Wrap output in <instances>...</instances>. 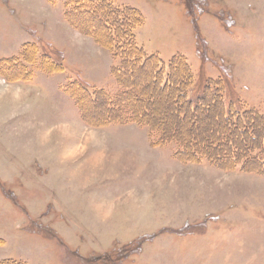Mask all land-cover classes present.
<instances>
[{
	"label": "rangeland",
	"instance_id": "rangeland-1",
	"mask_svg": "<svg viewBox=\"0 0 264 264\" xmlns=\"http://www.w3.org/2000/svg\"><path fill=\"white\" fill-rule=\"evenodd\" d=\"M68 1L0 0V263L264 264L263 131L255 143L242 140L253 118L264 121V0H110L132 15V22L119 12L113 17L116 47L135 34L145 53L163 61L157 73L153 65L138 69V61L129 68L140 84H127L132 95L118 102L113 95L125 88L93 50V36L66 21ZM81 15L90 30L101 22ZM102 26L109 41L111 28ZM44 54L55 71L36 62ZM179 55L188 73L185 62L171 67ZM74 79L114 101L90 108L84 98L83 114ZM144 80L151 81L147 94ZM134 95L147 101L139 103L156 130L117 105H133ZM56 122L58 128L46 127ZM204 124L197 138L222 143L224 154L235 145L238 161L246 153L254 160L184 161L182 146L163 141L159 130L191 143L190 128Z\"/></svg>",
	"mask_w": 264,
	"mask_h": 264
},
{
	"label": "trees",
	"instance_id": "trees-1",
	"mask_svg": "<svg viewBox=\"0 0 264 264\" xmlns=\"http://www.w3.org/2000/svg\"><path fill=\"white\" fill-rule=\"evenodd\" d=\"M68 7H69V10H67L66 15H67V20L71 23V25L75 29L80 30L81 32H84L86 34L88 33V34L92 35L93 38L95 39V41H97L99 44L104 45L105 47L111 49L112 51L115 50V52L113 51L115 53V55H116L114 57L121 61V63L119 62L120 64H116L112 68L113 76L119 81L121 86L123 88H125V89H123L124 91L121 92L122 94L119 93V94H121L120 96L117 97V95H113V96H116L113 99H116L117 102L120 100V98H122L123 95H129V97H130V95H132V93H131L132 91L130 92V88L127 86V84L130 85V86L132 85V87H134L135 84H140L139 82L134 83V81L136 80L135 77H137V75H135V77L132 78V79L130 77L131 76L130 75L131 74L130 73V69H134L133 67L135 66L137 61L139 62L138 69H140V70H144L145 67H146V68H150V72H151V69H152L151 66L153 65V67H157V69H158V71L156 69L155 73L160 72V65H163L162 64L163 63L162 59L159 58L155 54L148 55L147 53H145V50L142 47H140L138 44H136L135 34H133V37L130 36V39L128 41H125L124 45L121 44L122 47L118 48L115 45V39L117 38V33H116L115 29H114L115 28V24L113 23V17L116 15V13L119 12L120 14L121 13L124 14V16L127 17L128 20H129L130 17L132 16V15L128 14V11L130 9H124L123 7H119L118 5L115 8V5L110 0H69L68 1ZM125 8H127V7H125ZM132 10H133V13H135V16L139 19V22H141L143 24L144 21H145V17L143 15V13L139 9L134 8V7H132ZM81 12H84V13L86 12V14L88 16L90 14H92L95 18L99 17L100 18L99 21H101L100 23L104 24L106 28L107 27L111 28V31H110V40L111 41L110 40L106 41L107 37L105 36L104 33L98 32L96 30V25L93 27L94 28L93 30H95V31L90 30L89 27L85 28L82 25V21L85 19V16L81 15ZM88 16H86V17H88ZM104 21L107 22V24ZM129 21L132 22V20H129ZM113 30L115 32H113ZM121 38H124V37L121 36ZM133 39H134L135 43H133ZM110 42H112V43H110ZM28 46L32 47L33 45H28ZM35 48L38 49L37 45L35 46ZM21 54H22V52H21ZM23 57H25L24 54H23ZM37 58L43 59V62L42 61L41 62L43 64V69L44 70H47V71H55L56 70V69H50V68H52L53 63H55V62L51 59V57L49 55L44 54L43 57H38L37 56L36 57V60H37L36 62H38ZM25 60L27 62H30V63H35L32 60L28 61L26 57H25ZM181 60H182V63H181ZM8 61H11V60H7L5 62H8ZM46 62L49 65L48 64L45 65ZM183 62H185V67L184 68L186 69V72L188 73V63L184 60L182 55L175 56L174 58L171 59V67L175 66V69L178 68V67H181V64H183ZM16 64L18 65V63H16ZM1 65H3V64L1 63ZM57 66L62 68L63 65L62 64H57ZM135 69H137V68H135ZM176 72L177 71L175 70L173 79L177 75ZM31 77H32V73H30V78ZM20 78L21 77H19L17 79H20ZM169 78H171L170 74H169ZM129 80H131V82H133L134 84H130ZM150 82H148V83H150ZM73 83H75V84H73L74 86L78 85L80 90H81L79 95H76L74 93L73 96L77 97V102H79V105H80V107L82 109L83 114L85 112V106L83 104V103H85V99H89L90 108H92L91 107L92 103L96 107H99L101 105L99 103H102V101H101L102 98L108 99L110 97V102H111V99H112L111 95L112 94L110 92H107L104 89H99L98 88L92 94L89 91V89L85 85H83L81 82H73ZM148 83L144 80V82L142 83V87H140L141 88V93H143V94L149 93ZM74 86H72V87H74ZM147 88H148V90H147ZM161 88L164 89L163 86H161ZM169 88L172 89L173 86L172 85H168L166 89H169ZM166 89H165V91H166ZM128 93H130V94H128ZM179 94L180 93L177 92V95H179ZM129 97H127V98L129 99ZM133 98L135 100V103H133V105L129 104V103H126V100H123V99H121L122 102L118 103L117 105H121V103L123 105L127 104V108L129 109V111H127V113L129 114L128 117H130L129 120H131V118L133 117V119L131 121H134L136 123H140L142 125L147 124V125H149L151 127V129L153 131L156 130L157 128L148 121V119H149L152 122V119H153L154 123H156L155 119L151 118L150 115L148 114V111H145V109H143V105H147V104H143V103L140 104L139 103L140 101L141 102L143 101L145 103L147 101H145L140 96H138L137 99H136V96L134 95ZM222 103L224 104V100L222 101ZM90 108H88V109H90ZM202 108H205V107H202ZM108 109L115 110V107L114 106L112 107L109 104ZM175 109L178 110L177 107ZM227 110H228V108H227ZM197 112H196V115H195L197 118L194 117L196 119H198ZM107 113H110V111H107ZM253 114H254L255 117H257V116H258V118L262 117V115H260L256 111ZM238 115H239V113H238ZM84 118H85V116H84ZM158 118H160V117H158ZM181 118L184 119L183 116ZM115 119H117V117ZM111 120H114V119H111ZM198 120H201L200 117H199ZM262 120H263L262 118L258 119V120L253 118L250 121V125L251 126L248 127V132H249L250 135L246 134V132H247L246 129L242 130V131H244L243 133H241L242 135L249 136V138H247V136H246L247 139H245V136H242V138H243L242 140L245 143L247 141L251 142V143H255V139H256L255 135L258 136V137L261 136V135L259 136V130L260 129L263 131L262 135L264 136V121H262ZM88 121H90V120H88ZM224 121H225L224 122L225 125H227V126H231V125L233 126L234 125V124L230 125L226 121V119H224ZM224 123H222V124H224ZM204 126H207V125H205V124L201 125V126L200 125H194V127L192 126V128H190V130L188 129L189 131H192V137L195 138V140L191 139L192 140L191 143L184 142V140L182 138H180L179 136H177L175 134L174 135L166 134L165 130L163 128H160L159 130L162 133V140L163 141L175 140V141H177V143H179L182 146V149L179 151L178 156H179V158L181 160H184V161H192V160L196 161L197 160L196 157H199V155L202 156V157H206V159H210V160H213V161L215 160L218 163H220V165H223V164L230 165L232 163L237 165V164H239L238 162H240L243 159H244V161H246V163H249L250 161L254 160L252 155H251L252 158L250 157V153H246L245 156L242 157V159L238 161L237 158L239 157V155H238V153H239L238 151L239 150H238V148H235V145L232 146L233 151L231 153H229V154L225 153L224 154V151L222 150V148H223L222 143L217 144V146H216L215 145L216 143H210L207 140L202 141L200 137L197 138V136H199V135H197L198 131L202 130L200 127H203V129H205ZM234 126L235 127L236 126L240 127L237 124H235ZM243 127H241V128H243ZM249 128H250V131H249ZM253 133H254V135H253ZM232 135H234V136H232ZM236 135L237 134H234V133L233 134L232 133L229 134V136H231L232 138H235V139L237 138ZM202 139L204 140V138H202ZM198 140H201V142L203 144V147H201V145H199L198 148L196 147L197 144L199 143ZM231 141L236 143L232 139H231ZM224 143H225V140H224ZM209 145H212V146L209 147ZM213 152L216 153V156H214V157L212 155ZM233 152H234V154H232ZM215 153H213V154H215ZM185 154H187V155H185ZM190 154L192 156H194L195 159L194 158L193 159L188 158ZM222 154L225 155V159L221 158V157L219 159L217 157V155L220 156ZM241 156H243V155H241ZM222 157H223V155H222ZM258 161L261 163L260 165L263 166V168H264V160H260L259 159ZM0 264H19V263H16L15 261L8 260V261H2Z\"/></svg>",
	"mask_w": 264,
	"mask_h": 264
},
{
	"label": "crops",
	"instance_id": "crops-1",
	"mask_svg": "<svg viewBox=\"0 0 264 264\" xmlns=\"http://www.w3.org/2000/svg\"><path fill=\"white\" fill-rule=\"evenodd\" d=\"M26 1H31V0H26ZM34 6H36L37 7V4L36 5H34ZM30 7H32V5L30 6ZM29 19H31V18H29ZM66 21L68 22V20L66 19ZM69 24V23H68ZM70 25V24H69ZM70 27L72 28V29H74L75 31H78L79 33H81V34H84L85 35V33H83V32H81L80 30H78V29H75L74 27H72L71 25H70ZM89 37H91L90 35H88ZM92 38V37H91ZM93 39V41L99 46L97 49H98V51H97V49H93L95 52H97V54L98 55H100L101 57H103L104 59H105V61H106V68H110L111 69V74H112V68H113V66H115L117 63H118V61H117V63H115V62H113V59H115L114 57H112L111 56V54H108V53H106V52H104L103 50H102V47H101V45L97 42V41H95V39L94 38H92ZM27 42V41H26ZM30 42V41H29ZM37 47L39 48V46L37 45ZM99 49H101L102 50V52H101V50H99ZM83 55V54H82ZM50 56V55H49ZM51 57V56H50ZM52 59V58H51ZM53 60V59H52ZM115 60H117V59H115ZM54 61V60H53ZM57 63H60V62H57ZM60 64H62V63H60ZM63 65V64H62ZM64 66V65H63ZM65 68V67H64ZM74 81L75 82H81V81H79V79H74ZM83 85H85L83 82H81ZM65 83H63V84H61V85H59V88H61V90H62V86L64 85ZM86 86V85H85ZM63 91V90H62ZM64 92V91H63ZM242 101V100H241ZM242 103V102H241ZM72 117L73 118H75L77 121H78V125H81V124H83V126H85L84 125V123L82 122V121H80V117H78V112H76V110H73V115H72ZM32 120H35V123L37 124V122L38 121H36V120H38V117H34ZM34 122V121H33ZM57 123L58 122H56V123H53L52 125H48V124H46V127H48L49 128V126H51V127H57ZM81 123V124H80ZM55 124H56V126H55ZM58 128V127H57ZM138 129V128H137Z\"/></svg>",
	"mask_w": 264,
	"mask_h": 264
},
{
	"label": "bare ground",
	"instance_id": "bare-ground-1",
	"mask_svg": "<svg viewBox=\"0 0 264 264\" xmlns=\"http://www.w3.org/2000/svg\"><path fill=\"white\" fill-rule=\"evenodd\" d=\"M92 14H90L89 16H91ZM101 28H103V26H102V23H97V25H96V30L98 31V32H101V30L103 31L104 29H101ZM106 28V27H105ZM92 31H94V30H92ZM149 68H146L145 67V71H147ZM145 71H143V72H145ZM144 78V77H143ZM136 79V78H135ZM138 80V79H137ZM137 80H135L134 81V83H136V82H139V81H137ZM129 82H130V84H134L133 82H131V80H129ZM151 86V85H150ZM149 86V87H150ZM170 89V88H169ZM147 90H148V88H147ZM150 90V89H149ZM154 92V91H153ZM143 102V101H142ZM94 106V105H93ZM96 107V106H95ZM212 107H210V109H211ZM217 109V108H216ZM210 111V110H209ZM171 119V118H170ZM208 119V118H207ZM194 127V126H193ZM232 136H234V135H232ZM231 137V136H230Z\"/></svg>",
	"mask_w": 264,
	"mask_h": 264
}]
</instances>
